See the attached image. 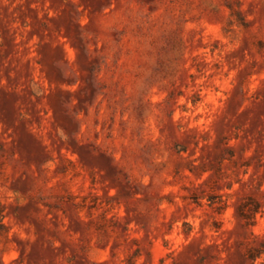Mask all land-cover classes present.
Here are the masks:
<instances>
[{
	"label": "rangeland",
	"instance_id": "obj_1",
	"mask_svg": "<svg viewBox=\"0 0 264 264\" xmlns=\"http://www.w3.org/2000/svg\"><path fill=\"white\" fill-rule=\"evenodd\" d=\"M0 209V264H264V0H0Z\"/></svg>",
	"mask_w": 264,
	"mask_h": 264
},
{
	"label": "trees",
	"instance_id": "obj_2",
	"mask_svg": "<svg viewBox=\"0 0 264 264\" xmlns=\"http://www.w3.org/2000/svg\"><path fill=\"white\" fill-rule=\"evenodd\" d=\"M231 11V15H236V11L232 8L229 7ZM175 150L177 152H180L183 149H178L175 147ZM225 157H222V159ZM193 200H196L198 198L197 195L193 194L192 195ZM208 202L213 206L215 211L217 213H222L226 207H227V202L219 199V201H215V197L212 195H209L207 198ZM257 203L253 198H246L243 199L237 206V213L238 216L242 222V226L244 227H250L254 225L255 222V215L257 213ZM2 218V210L0 209V220ZM262 254H264V244H260L259 247H247L245 251V256L250 259V260H255L256 258L260 257Z\"/></svg>",
	"mask_w": 264,
	"mask_h": 264
}]
</instances>
